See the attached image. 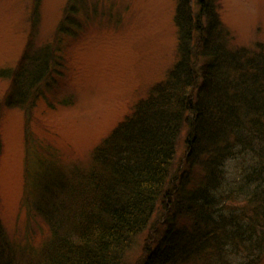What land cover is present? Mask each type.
Returning <instances> with one entry per match:
<instances>
[{
  "label": "trees",
  "instance_id": "16d2710c",
  "mask_svg": "<svg viewBox=\"0 0 264 264\" xmlns=\"http://www.w3.org/2000/svg\"><path fill=\"white\" fill-rule=\"evenodd\" d=\"M219 2L177 0V61L88 167L64 174L41 165L31 184L50 236L26 264H123L158 223L141 264H261L264 44H232ZM49 54L41 48L0 70L15 89L0 101V120L6 108L35 105L56 69ZM0 248V264H23L3 239Z\"/></svg>",
  "mask_w": 264,
  "mask_h": 264
},
{
  "label": "rangeland",
  "instance_id": "374dc122",
  "mask_svg": "<svg viewBox=\"0 0 264 264\" xmlns=\"http://www.w3.org/2000/svg\"><path fill=\"white\" fill-rule=\"evenodd\" d=\"M70 1L0 0V70L15 69L41 48L56 68L30 111L6 108L0 120V239L17 263H28L50 236L35 207L41 165L64 174L88 167L96 147L178 59L177 0H78L66 17ZM218 4L232 44H264V0ZM13 90L12 78L0 77V101ZM158 228L152 224L137 238L123 264H141Z\"/></svg>",
  "mask_w": 264,
  "mask_h": 264
}]
</instances>
